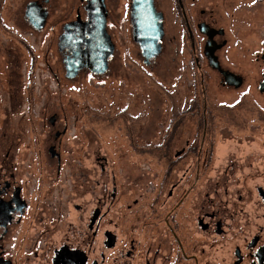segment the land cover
Segmentation results:
<instances>
[{
	"label": "flooded vegetation",
	"instance_id": "af4514ba",
	"mask_svg": "<svg viewBox=\"0 0 264 264\" xmlns=\"http://www.w3.org/2000/svg\"><path fill=\"white\" fill-rule=\"evenodd\" d=\"M159 1L154 0V5L163 14L162 55L166 14L160 9ZM201 1H175L178 19L185 23L187 31L183 64L200 75L203 91L207 68L219 79L220 86L245 91L251 78L249 66L253 63V84L263 96L264 26L253 48L241 38L245 42L240 55L242 60L235 62L231 59L230 64L226 61L232 47L228 26L220 24L217 4L209 7L200 4ZM55 2L29 0L25 7V19L33 26L26 15L28 5L33 3L40 12L47 13L45 27ZM133 3L134 0H78L77 6L70 7L61 21L56 19L57 23L61 22L57 48L66 78L70 79L67 64L73 67L76 63L82 65L77 76L83 70L95 74L90 67L84 66L88 61L84 52L89 53L85 37L95 38L89 35L88 22L91 19L89 10L96 5L105 16L114 53L108 58L107 71L95 75L102 76L112 68L111 60L117 49L114 39L117 23L123 21L129 25L132 39L139 46L133 35ZM116 11L124 13L117 23ZM226 15L232 20L228 23L233 26L234 12ZM205 28L211 29V34L204 32ZM231 28L234 33V28ZM80 38L83 40H77ZM230 56L233 58V54ZM158 57L151 59L149 65ZM240 104L245 105L237 103ZM54 116L55 120L50 119L53 127L59 121L58 115ZM202 116L204 130L201 146L190 145L187 141L188 145L176 148L173 152L175 159L168 158L164 176L157 183L148 184V192L144 190L138 194L140 199L136 197L130 203L118 205V211H113V207L121 189L115 176H111L113 187L109 188L106 158L97 156L92 167L85 162L64 161L61 138L68 132V122H65L63 130L56 131L55 142L49 146V149L55 147V155L50 154L55 159L52 162L54 168L48 172L54 176L44 186L40 181L43 179L35 177L33 171L20 172L19 167L23 163L0 161V264H264V183L257 184L253 193H246L243 183L249 174L248 162L235 160L236 163L232 164L214 165L215 172L205 178L203 187H199L204 170L209 165L206 162L202 171L204 163L201 154L208 133L207 115L204 113ZM237 116L241 119L233 122H241L244 125L242 128L250 127L246 114ZM183 118L181 116L177 121ZM175 131L173 128L172 136L164 140L161 151L166 155L170 153ZM236 132L239 133V130ZM236 132H232L234 138L237 137ZM249 132L255 137L254 129H249ZM209 133L214 138L217 130ZM242 138L238 137V143H242ZM225 139L223 143L229 141V138ZM254 142L248 140V143ZM9 153H6V159ZM191 154H196L198 161L188 166L182 163ZM247 156L251 159L250 153ZM25 165L34 168L35 163ZM178 166L184 171L178 180L171 182ZM259 170L260 177H264V171ZM40 173L43 175L44 171ZM189 181L190 185L186 188ZM131 185L137 191V182L132 181ZM127 213L133 217L132 223L125 227Z\"/></svg>",
	"mask_w": 264,
	"mask_h": 264
},
{
	"label": "rangeland",
	"instance_id": "374dc122",
	"mask_svg": "<svg viewBox=\"0 0 264 264\" xmlns=\"http://www.w3.org/2000/svg\"><path fill=\"white\" fill-rule=\"evenodd\" d=\"M28 1L0 0V161L23 163L20 172L33 171L35 177L43 179L40 181L44 186L54 176L48 174L55 162L49 146L55 142L56 131L63 130L68 122V132L61 138L64 161L85 162L92 167L97 156L106 158L109 188L113 187L111 176H115L121 189L113 207V211H118V205L132 202L144 190L148 192V184H155L164 176L168 158L175 159L176 148L188 145L187 141L201 146L202 115L206 113L208 133L201 154L202 171L206 162L209 165L199 187L215 172L214 165L232 164L235 160L248 162L249 174L243 183L246 193H253L257 184L264 183V177L258 174L259 169L264 171V95H259L253 84L255 65L249 66L251 78L247 90L220 86L219 79L207 68L203 91L200 75L183 64L187 31L185 23L178 19L176 0L159 1L166 14V37L162 55L151 65L143 63L129 25L117 23L124 13L116 11L117 49L111 60L112 68L102 76L83 70L70 79L65 77L57 35L62 16L70 7L75 8L78 0H56L50 20L42 30H36L25 19ZM200 4L209 7L217 4L220 24L228 26L232 43L226 61H241L245 43L241 38L253 48L262 32L264 0H202ZM232 12L233 26L226 15ZM56 19L61 20L57 23ZM238 102L245 105H237ZM243 113L249 119V128L232 121L241 119L237 114ZM55 114L59 121L53 127L50 119ZM181 116L184 118L177 121ZM173 128L174 139L166 155L161 149L166 137L172 136ZM213 129L217 130L214 138L209 133ZM249 129H254L255 137ZM232 132H236V138ZM239 136L243 137L242 143L237 141ZM226 137L229 141L223 143ZM195 161H198L196 154H191L182 163L188 166ZM25 163H35V169ZM179 168L173 172L171 182L183 173L184 169ZM132 181L137 182V191L132 188ZM189 185L190 181L186 188ZM132 217L129 213L124 217L125 227L132 223Z\"/></svg>",
	"mask_w": 264,
	"mask_h": 264
},
{
	"label": "water",
	"instance_id": "95a60500",
	"mask_svg": "<svg viewBox=\"0 0 264 264\" xmlns=\"http://www.w3.org/2000/svg\"><path fill=\"white\" fill-rule=\"evenodd\" d=\"M29 22L35 29H42L46 22L47 13L40 12L33 3L28 5L26 12ZM90 22H88L89 35L95 37L86 39L88 51L84 52L86 60L84 66L90 67L95 74H103L108 69V58L114 53V43L106 30L105 16L99 6L89 10ZM132 22L134 40L139 44L144 63L149 65L151 59L158 57L162 52L164 37L163 14L156 10L154 0H134L132 8ZM204 32L211 34V29L205 28ZM77 40H83L82 38ZM82 65L75 67L67 64V76L74 78ZM56 116L52 117L55 120ZM52 156L55 155V147L49 149Z\"/></svg>",
	"mask_w": 264,
	"mask_h": 264
}]
</instances>
